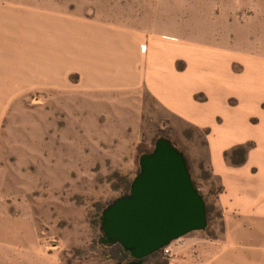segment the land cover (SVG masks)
Returning <instances> with one entry per match:
<instances>
[{"label": "rangeland", "instance_id": "obj_1", "mask_svg": "<svg viewBox=\"0 0 264 264\" xmlns=\"http://www.w3.org/2000/svg\"><path fill=\"white\" fill-rule=\"evenodd\" d=\"M123 28L139 32L142 42L133 45L135 36ZM125 36L135 63L126 85L135 93L98 90L125 84L98 76L92 83L78 69V46L88 58L96 37L112 50ZM150 39L175 53L178 72L190 49H205L210 60L219 52L264 60V0H0V264H116L100 243L98 220L139 173L140 150L159 137L184 153L206 196L208 226L173 242L172 258L159 254L144 264H236L228 251L220 259L228 219L207 131L170 115L146 91ZM111 53L102 54L105 62L122 66L124 52ZM125 67L115 64L114 78ZM227 155L240 165L246 148Z\"/></svg>", "mask_w": 264, "mask_h": 264}, {"label": "crops", "instance_id": "obj_2", "mask_svg": "<svg viewBox=\"0 0 264 264\" xmlns=\"http://www.w3.org/2000/svg\"><path fill=\"white\" fill-rule=\"evenodd\" d=\"M123 30L135 36L133 45L138 46L142 42L139 32L128 28ZM128 38L125 36L124 41H118L120 48L109 50L106 41L101 38L98 41L96 37V42L92 41L88 46V58L82 57L86 52L78 46V54L81 55L77 57L80 59L78 69L93 76L92 83H95L94 76H98V82L103 77L111 85L125 84L112 90L96 86L100 88L98 90L135 93V87L126 85L130 80L129 63L135 64L129 61ZM144 45L141 46L143 52ZM146 50L144 82L148 94L170 115L207 131L209 165L220 188L218 203L228 219V232L220 259L224 260L228 251L231 254L226 256L233 254L236 264H264V60L240 54L235 58L225 52L213 53L222 56L210 60L205 49H190L184 53L188 66L183 72H178L174 64L175 53L166 51L164 45L150 39ZM108 52L121 55L124 52L126 74L120 72L114 78V65L121 69L123 65L114 59L106 63L102 54ZM98 53L101 54L100 61H97ZM242 58L244 62H236ZM234 63H242L243 69L235 70L232 67ZM105 65L107 70L104 72L94 70ZM238 147L246 148L245 160L240 165L227 157ZM197 188L206 200L202 189ZM208 192L211 194L210 188ZM172 252L175 253L173 249Z\"/></svg>", "mask_w": 264, "mask_h": 264}, {"label": "water", "instance_id": "obj_3", "mask_svg": "<svg viewBox=\"0 0 264 264\" xmlns=\"http://www.w3.org/2000/svg\"><path fill=\"white\" fill-rule=\"evenodd\" d=\"M139 173L130 193L110 203L102 212L100 243L120 244L130 254L128 262L145 259L173 242L208 226L207 202L194 184L187 159L166 137L139 158Z\"/></svg>", "mask_w": 264, "mask_h": 264}, {"label": "trees", "instance_id": "obj_4", "mask_svg": "<svg viewBox=\"0 0 264 264\" xmlns=\"http://www.w3.org/2000/svg\"><path fill=\"white\" fill-rule=\"evenodd\" d=\"M159 138H161V137H159ZM159 138H157V139H159ZM157 139H156V140H157ZM156 140L154 141V145H155ZM174 145H175V144H174ZM175 146H176V145H175ZM153 147H154V146H153ZM153 147H152V148H148V147H146V149H141V150H140V156H141L142 154H144V153L150 152V151L153 149ZM227 156H229V155H227ZM187 163H188V162H187ZM188 167H189V165H188ZM193 181H194V180H193ZM194 184H195V182H194ZM195 185H196V184H195ZM130 187H131V184H129V185L127 186V188H126L127 192H126L124 195H127V194L130 193ZM207 212H208V209H207ZM100 218H101V217H100ZM100 218H99V220H98V222H99V226H100V224H101ZM102 245H103V244H102ZM103 247L106 248L107 250H109L110 254L108 255V257H109L110 259H113V260L117 261V262H128V261H130V260L132 259L131 256H130V254L127 253V252H125V251L123 250V248L121 247L120 244H115V245H112V246L103 245ZM159 254H163L162 250H161L160 252H157V253L153 254L152 256H157V255H159ZM145 260H146V259H145Z\"/></svg>", "mask_w": 264, "mask_h": 264}, {"label": "built area", "instance_id": "obj_5", "mask_svg": "<svg viewBox=\"0 0 264 264\" xmlns=\"http://www.w3.org/2000/svg\"><path fill=\"white\" fill-rule=\"evenodd\" d=\"M172 245L170 246H167L165 248L162 249V252L163 254L166 256V257H169V258H172L173 257V252H172V248H171Z\"/></svg>", "mask_w": 264, "mask_h": 264}]
</instances>
